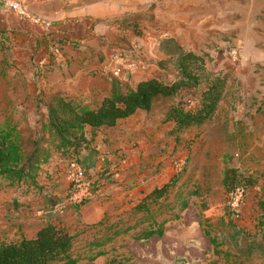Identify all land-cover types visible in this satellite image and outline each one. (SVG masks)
I'll return each instance as SVG.
<instances>
[{
  "label": "rangeland",
  "instance_id": "rangeland-1",
  "mask_svg": "<svg viewBox=\"0 0 264 264\" xmlns=\"http://www.w3.org/2000/svg\"><path fill=\"white\" fill-rule=\"evenodd\" d=\"M62 1L87 4L96 16L108 18L140 12L142 35L102 26L108 40L117 45L110 46L114 47L110 54L121 49L133 56L138 62L135 70L143 75L171 80L176 73L175 51L192 49L203 55L207 69L225 76V88L212 118L173 135L167 132L173 121L164 120L165 112L180 98L186 107L195 106L196 88L184 87L173 96L158 97L149 110H138L109 128L105 133L112 138L124 134L127 143L138 146V152L131 158L115 142L105 150L100 148L103 159L97 173L46 141L48 135L42 130L52 91L44 85L52 71L48 59L54 56L63 61L64 44L81 49L84 43L71 35L55 42L50 31L44 30L45 35L33 33L31 44L21 49L11 33L2 35L0 125L18 132L25 153L31 151L34 138L50 153L39 165L36 185L28 180L11 182L0 175V243L33 235L38 220L49 212L51 221L73 235L69 254L74 264H264V229L258 227L256 215L258 199H264V0ZM75 18L90 25L89 20ZM34 38H46L48 51L36 45ZM135 70L115 79L127 78ZM92 75L102 76L98 68ZM103 154L111 157L107 160ZM71 161L85 169L81 183L86 190L81 200L86 202L82 204L81 200L66 201L70 181L68 185L65 179L52 180L59 164L67 168ZM230 166L257 183L236 208L221 182L224 169ZM171 176H175L174 184L161 200L156 217L162 224L161 235L143 238L147 218L137 213L127 218L131 229L103 245L94 244L111 232L102 229L100 219L108 216L113 221L116 214L130 209L145 192ZM46 180L50 186L63 182L66 187L60 195L46 191L50 189L44 185ZM56 201L58 206L50 211L49 203ZM98 250L103 253L97 254ZM50 264L70 263L55 260Z\"/></svg>",
  "mask_w": 264,
  "mask_h": 264
},
{
  "label": "trees",
  "instance_id": "trees-1",
  "mask_svg": "<svg viewBox=\"0 0 264 264\" xmlns=\"http://www.w3.org/2000/svg\"><path fill=\"white\" fill-rule=\"evenodd\" d=\"M141 17L140 12H132L115 16L111 22L118 28H127L136 35H142L144 29L140 22ZM2 35H5V32L0 29V37ZM47 43L40 45L44 51H48ZM175 52L176 73L169 81L150 75L138 79L134 86L126 87L124 83L113 78L110 93L102 96L97 102H88L81 96L51 92V99L46 103V119L42 123V130L48 135V139H44L54 143L56 148L64 153L75 155V160L81 163V152L93 147L95 129L115 125L120 118L130 116L138 110H149L156 98L173 96L184 87L197 89V104L186 107L181 98L172 103L164 117L165 121H173L167 132L173 135L187 126L201 124L212 118L225 88V76L207 69L203 55L192 49ZM32 143L31 151L25 153L18 132L0 125V175L11 182L28 180L36 185L39 165L47 161L50 151L48 147L41 146L38 139L34 138ZM94 180L91 178V181ZM174 181L175 176H171L161 184L153 186L130 209L116 214L114 223L107 220L108 216L100 219L98 224L102 225V229L111 232L104 233L94 244L103 245L114 235L131 229L132 224L127 218L137 213L144 214L147 218V225L142 230L143 238L153 234L161 235L163 228L157 221V212L161 200L169 193ZM221 182L228 193L240 187L243 195L247 194L248 189L257 186L255 178L242 175L233 166L224 169ZM243 199L245 196L242 197L241 203ZM85 202L86 200L80 201L81 204ZM256 215L258 227L262 230L264 199L261 197L258 199ZM49 217L39 222L33 235L0 243V264H50L55 260L74 264L75 258L69 254L73 246V235L56 225ZM96 253L102 254L103 250Z\"/></svg>",
  "mask_w": 264,
  "mask_h": 264
},
{
  "label": "crops",
  "instance_id": "crops-1",
  "mask_svg": "<svg viewBox=\"0 0 264 264\" xmlns=\"http://www.w3.org/2000/svg\"><path fill=\"white\" fill-rule=\"evenodd\" d=\"M21 1L26 5V8L32 15L47 17L54 20L55 22H52L54 28H57L60 25L66 27L64 34L55 29L50 30L49 36L51 38H55L54 40L63 38V40H65L66 35H71V37H74L84 43L81 49L69 47L67 43L64 44V49L62 51L63 61L54 60V56H51L50 60L47 58L49 62L52 60V65L50 67V70L52 71L48 73L44 82L47 89H51V92H61L70 96H81L88 102L92 100L99 101L102 96L109 94L112 87V80L103 76L92 74L97 68H99V60L102 59V55H111L110 53L113 51L114 47L110 46H117L115 45V42L108 40L109 36L103 31L106 27L102 26V24L110 25L118 29L115 23L111 22V19L115 16H120V14H116L111 18H108L110 16H96L87 4L72 5L62 0ZM77 15L81 19L89 20L90 25H86V21L76 20L75 17H78ZM99 22H101V24H99ZM0 29L5 32V35L7 33H11L13 35L12 37L15 39L14 42L19 40L18 47L21 49L25 47V44H31V41H33V33L37 35L44 33V30H42L40 26L34 24L26 18L18 16L14 11L7 8L2 1H0ZM34 40L36 39L34 38ZM63 40H61L62 43ZM46 42L47 39L45 38L41 41L36 40L35 44L45 45ZM146 76L148 75H143L141 71L135 70V72L131 73L127 78L120 79L119 81L127 85L134 86L138 79ZM135 114L138 113L136 112L130 116ZM130 116L120 118L115 125L100 126L95 129L93 135V147L81 152L80 165H83L87 170L97 171L98 173L100 166L99 161L100 159H103L101 151L105 150L107 145L109 146L114 142L117 146H122L123 150H127L131 158L136 156L135 154L138 152V146H131L130 142L127 143V141H125L126 138L123 136L124 134L122 136H118L117 138H112L109 134L105 133V131H108L109 128L115 127L118 123L124 119H128ZM104 136L107 138L104 142H102V138H104ZM100 148L103 149L98 151ZM146 151L147 150H145V152ZM103 155L107 160L111 157V154ZM119 165H122V163L120 162ZM57 169L58 173L53 174L52 180L54 177H56L58 181L65 179L69 185V179L65 174L66 168H63V165L59 164ZM112 169L113 168L110 165V170ZM44 183L46 187L50 188L46 189V191H50L58 195L61 194V189L66 187V184L63 182H58V184L54 186H50L47 180L44 181ZM36 189L37 188H34L33 190ZM57 202L58 201L52 203L53 205L49 203V205L52 206L50 207V211L56 209L54 206H58ZM50 215L51 213L48 212V214H44V216L38 221L40 222L42 219H45ZM39 222H37L36 228L38 227Z\"/></svg>",
  "mask_w": 264,
  "mask_h": 264
},
{
  "label": "built area",
  "instance_id": "built-area-1",
  "mask_svg": "<svg viewBox=\"0 0 264 264\" xmlns=\"http://www.w3.org/2000/svg\"><path fill=\"white\" fill-rule=\"evenodd\" d=\"M2 1L7 8L14 11L18 16L22 18H26L37 24L41 27V29L45 30V32H49L50 29H55L60 31L61 33L65 32V26H59L54 28L53 23L49 20L41 18L40 16L32 15L22 4L21 0H0ZM55 42H59V40H55ZM121 51L117 50L111 56L104 57L100 60V65L98 68V73L102 76L111 75L114 78H122L123 74L130 73L135 70L138 66V62L136 58L133 56H128L123 54ZM65 174L69 179L72 188L66 194V201H79L84 195V190H86V186L84 183H81V180L86 177L85 169L79 165H75L74 162L70 163V167L65 169ZM231 196V205L236 208L239 206V203L243 197V190L240 187L235 188L231 192H229Z\"/></svg>",
  "mask_w": 264,
  "mask_h": 264
}]
</instances>
